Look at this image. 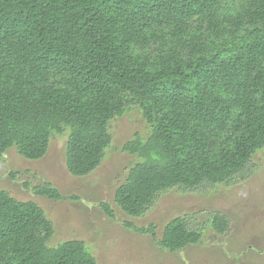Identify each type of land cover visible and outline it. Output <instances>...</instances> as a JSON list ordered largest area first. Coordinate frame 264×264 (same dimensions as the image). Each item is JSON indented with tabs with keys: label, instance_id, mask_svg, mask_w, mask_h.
Returning a JSON list of instances; mask_svg holds the SVG:
<instances>
[{
	"label": "trees",
	"instance_id": "obj_1",
	"mask_svg": "<svg viewBox=\"0 0 264 264\" xmlns=\"http://www.w3.org/2000/svg\"><path fill=\"white\" fill-rule=\"evenodd\" d=\"M132 103L151 133L123 145L138 156L115 191L128 215L175 188L249 177L264 148V0H0V158L15 148L40 160L66 132L67 169L88 176L112 144L110 121ZM34 192L62 198L49 183ZM206 214L229 231L228 215ZM53 233L42 207L0 190V264H98L82 240L49 246ZM202 239L183 215L157 245L178 252Z\"/></svg>",
	"mask_w": 264,
	"mask_h": 264
},
{
	"label": "rangeland",
	"instance_id": "obj_2",
	"mask_svg": "<svg viewBox=\"0 0 264 264\" xmlns=\"http://www.w3.org/2000/svg\"><path fill=\"white\" fill-rule=\"evenodd\" d=\"M112 144L100 167L84 177L72 175L66 166L67 133L54 134L50 148L40 160H29L15 148L0 158V190L42 207L54 225L48 242L57 246L67 240H82L98 264H264V148L253 156L254 172L233 184H220L201 192L172 189L162 193L143 215L125 213L115 201V191L127 177L138 156L123 150L136 135L146 139L151 127L136 103L109 123ZM57 188L61 199L38 195L43 184ZM101 203H107L113 217ZM223 212L230 218L225 234L215 232L208 212ZM189 215L203 239L178 252L161 249L165 225L174 217ZM154 225L155 235L129 227Z\"/></svg>",
	"mask_w": 264,
	"mask_h": 264
}]
</instances>
